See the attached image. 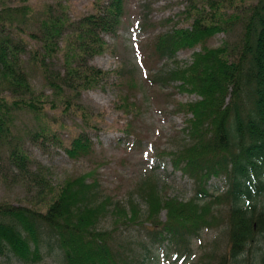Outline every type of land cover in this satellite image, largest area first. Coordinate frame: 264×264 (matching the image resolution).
I'll return each mask as SVG.
<instances>
[{
    "label": "trees",
    "instance_id": "16d2710c",
    "mask_svg": "<svg viewBox=\"0 0 264 264\" xmlns=\"http://www.w3.org/2000/svg\"><path fill=\"white\" fill-rule=\"evenodd\" d=\"M96 4V11L72 22L63 2L58 7L43 4L38 30L27 32L44 42L45 53L39 56L31 50L29 61L39 60L42 74L54 79L51 84L59 100H52L51 107L78 108L88 122L90 114L73 102L74 96L119 72L89 60L107 50L103 34L115 31L123 15V0H96ZM2 5L0 171L24 188L27 202H0V257L12 254L34 263L47 248L59 252L63 264H131L136 253L129 247L131 241L123 239L121 228L134 225L145 230L151 242L184 248L202 229L213 228L218 234L203 246L196 264H264V0H187L182 12L189 25L153 37L155 53L174 63L155 72L153 81L172 83L179 91L198 96L178 104V111L187 115L181 140L158 152L192 180L194 194L184 199L163 193L151 170L138 178L125 201L101 198L97 180L86 181L92 171L53 183L50 167L35 164L24 149L15 126L16 110L44 116L46 96L37 94L30 81L32 70L22 55L25 39L11 31L20 28L18 22L30 21L32 7ZM65 31L64 68L54 72L53 63L45 58L54 57L57 38ZM220 32L227 34L222 44L206 45ZM197 45L201 49L193 52L191 62L180 63L178 51ZM115 107L127 115H137L140 109L126 94H120ZM53 131L56 144L70 156L92 152L85 132L72 134L66 142L56 129L43 126L34 136ZM122 131L134 133L132 123L125 122ZM212 179L223 181L220 191L212 190ZM109 212L113 226L101 228L100 220Z\"/></svg>",
    "mask_w": 264,
    "mask_h": 264
},
{
    "label": "rangeland",
    "instance_id": "374dc122",
    "mask_svg": "<svg viewBox=\"0 0 264 264\" xmlns=\"http://www.w3.org/2000/svg\"><path fill=\"white\" fill-rule=\"evenodd\" d=\"M11 5H29L32 7L25 23L18 22L20 28L11 29L24 39L26 52L23 57L32 70L30 81L37 94L46 96L44 100L45 115H36L33 111L16 110L15 126L19 130L24 149L29 153L35 164L41 163L50 167V178L53 183L62 182L67 176H78L86 172L92 173L86 181L97 180L101 198L110 196L113 200H127L129 192L135 187L136 181L151 170L157 177L163 193L188 199L194 194L192 180L181 171L174 170L169 156L160 155L164 148H172L181 140L182 127L186 124V113L178 111V104L196 100L193 93L182 92L174 84L157 83L153 74L162 67L174 65L172 60L160 58L154 51L153 37L172 27L188 26L183 10L187 0H123L121 23L113 32L104 33L108 48L105 52L90 58L89 63L106 70L118 69L111 73L105 81L95 87L84 89L74 96L77 104L90 114V122L78 114V108L70 107L67 111L64 104L51 107L52 100H59V94L53 78L42 74L39 60L29 61L32 51L39 56L45 53L42 38H32L28 31L38 30L37 20L40 7L50 3L55 7L64 3V13L70 22L97 9L96 0H0ZM67 29V25L65 26ZM41 31V30H40ZM67 31L57 38L58 48L52 62L54 72L62 71L65 59V36ZM41 36V32L39 33ZM63 36V37H62ZM227 34L220 32L206 40V45L215 47L222 44ZM201 49L184 48L178 51L180 63H190L193 52ZM52 59V60H51ZM134 81L135 85H131ZM4 93H8L5 91ZM120 94L130 96L140 107L137 115L126 114L115 107ZM59 102V101H57ZM131 122L134 133L122 131L125 122ZM61 123L66 127H61ZM43 126L57 130V135L64 141L77 132H85L92 141V152L79 157L70 156L59 144H56L53 133L34 136ZM8 173H11L9 171ZM212 190L220 191L223 181L212 179ZM0 202L21 204L27 202V194L22 186L13 181L12 177H3L0 171ZM143 209L146 208L142 202ZM162 218L165 213L162 212ZM101 228L113 226V216L107 213L99 223ZM123 239L131 244L135 258L131 264H196L203 246L217 234L215 229L204 228L199 235L190 239L188 248L180 244L151 242L145 230L131 225L123 227ZM143 243H147L145 247ZM128 246V245H127ZM130 252V250H128ZM43 258L38 262H24L9 254L1 256V264H63V256L54 250H43Z\"/></svg>",
    "mask_w": 264,
    "mask_h": 264
}]
</instances>
